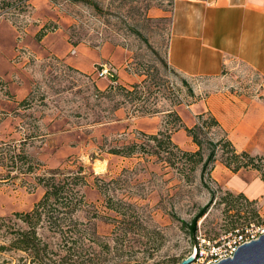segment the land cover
<instances>
[{
  "label": "rangeland",
  "instance_id": "rangeland-1",
  "mask_svg": "<svg viewBox=\"0 0 264 264\" xmlns=\"http://www.w3.org/2000/svg\"><path fill=\"white\" fill-rule=\"evenodd\" d=\"M7 1L13 0H0V18L18 28L20 39L31 7L20 12ZM48 1L59 20L47 22L52 28L47 33H64L71 44L91 48L105 43L121 47L125 57L120 73L127 81L101 83L94 70L87 73L53 54L37 58L16 48L9 75L0 76V264H179L233 229L264 219L257 202L238 193L222 202L220 197L230 190L212 171L211 178L202 179L200 165L188 172L186 165H169L149 153L107 151L140 142L152 151L146 135L170 128L165 126L171 120L167 112L175 110L183 124L192 126L197 114L188 122L186 105L215 88L206 79L182 76L168 64L175 0ZM233 74L228 84L257 87L256 77L246 69ZM134 83L140 85L139 99L107 93L109 86L131 89ZM170 134L186 150V131ZM209 136L216 139L221 132L212 128ZM20 152L31 158V171H25ZM79 166L86 174L80 187L85 203L65 214L59 226L43 215L36 225L41 239L36 249L18 248L17 233L28 226L15 213L31 211L42 197L38 177ZM207 204L194 239L186 224Z\"/></svg>",
  "mask_w": 264,
  "mask_h": 264
},
{
  "label": "crops",
  "instance_id": "crops-1",
  "mask_svg": "<svg viewBox=\"0 0 264 264\" xmlns=\"http://www.w3.org/2000/svg\"><path fill=\"white\" fill-rule=\"evenodd\" d=\"M29 3L31 12L20 39L18 28L0 18V76L9 75L17 48L37 58L53 54L87 73L93 72L98 62L109 59L115 81L126 83L127 77L120 73L125 57L121 47L108 43L99 48L73 45L58 31L36 40L34 35L44 24L59 19L48 0ZM71 49L73 55L68 54ZM167 61L182 76L206 79L215 87L186 105L188 122L193 121V115L210 112L237 150L264 156V101L260 98L264 91V0H175ZM237 68L251 72L257 87L228 84ZM102 79L107 78H101V83ZM184 148L194 151L197 147L190 137H185ZM212 176L224 188L257 202L264 215V180L257 170L233 172L217 161Z\"/></svg>",
  "mask_w": 264,
  "mask_h": 264
},
{
  "label": "trees",
  "instance_id": "trees-1",
  "mask_svg": "<svg viewBox=\"0 0 264 264\" xmlns=\"http://www.w3.org/2000/svg\"><path fill=\"white\" fill-rule=\"evenodd\" d=\"M5 4L18 8L20 12L29 11V7H31L29 0H13L11 2L7 1ZM51 29L48 23L44 24L36 33V39H40ZM72 44L76 45L75 42H72ZM139 86L138 83L132 84L131 89L121 85L109 86L107 93L112 94L115 91H119L123 95L129 96V100L139 99L141 94L140 90L138 91ZM189 90L191 92V89ZM118 107L117 105L115 109ZM167 116L171 120H167L165 126L170 124V128H160L156 133L146 135L147 139L153 142L152 151L147 149L146 144L142 142L109 147L107 151L123 156H130L139 152L149 153L156 155L160 161L169 165H175L176 163L183 166L186 165L188 172L193 171L197 165H200L202 179H204L205 175L208 176L207 178H211L210 173L214 168L215 161L219 158V161L233 172L243 168L255 169L260 173L262 180H264V156L252 155L245 150H237L218 120L210 112L205 111L197 114V121L192 126L183 124L175 110L168 111ZM180 128H183L187 135L191 137L197 147L196 150H183L172 141L171 131ZM212 128L219 130L221 136L216 139L210 137L209 133ZM205 149L208 150L206 154H204ZM17 156L25 166V171L33 169V162L31 163V158L28 155L20 152ZM38 182L44 187L42 197L34 204L31 211L15 213L28 226L26 230L18 231L15 241L18 248L23 250H35L41 241L36 232V225L43 219V215H48L46 220L59 226L64 222L65 214L68 212L72 213L85 203L84 196L80 191V187L86 184V174L82 166L68 172H63L60 168L52 169L48 175L38 177ZM97 186L100 191H103L101 185ZM230 196H233V193L227 191L220 197V200L225 202ZM237 197H242L248 201L241 193H238ZM248 202L254 201L249 200ZM208 206L207 204L200 208L192 220L186 224L189 233L194 239L197 233V221L208 211ZM253 216L258 217L259 213L253 210Z\"/></svg>",
  "mask_w": 264,
  "mask_h": 264
},
{
  "label": "built area",
  "instance_id": "built-area-1",
  "mask_svg": "<svg viewBox=\"0 0 264 264\" xmlns=\"http://www.w3.org/2000/svg\"><path fill=\"white\" fill-rule=\"evenodd\" d=\"M95 74L100 78H107L109 84H115V69L108 61H100L94 67ZM264 101V91L260 94ZM264 234V219L259 222H250L246 225L233 229L212 243L208 250L195 251L194 260L189 264H212L223 258L232 257L235 250L244 243L257 239Z\"/></svg>",
  "mask_w": 264,
  "mask_h": 264
},
{
  "label": "water",
  "instance_id": "water-1",
  "mask_svg": "<svg viewBox=\"0 0 264 264\" xmlns=\"http://www.w3.org/2000/svg\"><path fill=\"white\" fill-rule=\"evenodd\" d=\"M194 255L183 258L179 264H189ZM212 264H264V234L257 239L241 244L232 257H226Z\"/></svg>",
  "mask_w": 264,
  "mask_h": 264
}]
</instances>
